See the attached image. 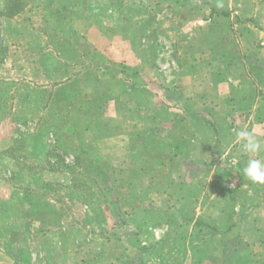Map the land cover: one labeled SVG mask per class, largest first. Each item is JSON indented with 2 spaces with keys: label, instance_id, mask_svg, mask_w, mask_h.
Returning a JSON list of instances; mask_svg holds the SVG:
<instances>
[{
  "label": "rangeland",
  "instance_id": "1",
  "mask_svg": "<svg viewBox=\"0 0 264 264\" xmlns=\"http://www.w3.org/2000/svg\"><path fill=\"white\" fill-rule=\"evenodd\" d=\"M4 4L0 264H264V185L243 174L250 156L264 161V0ZM212 5L230 16L205 21ZM193 71L222 92L213 100L228 97L225 113L233 100L255 105L213 126L173 124L215 133L217 165L188 154L159 165L173 153L147 138L162 109L193 110L180 83ZM115 111L146 130L126 139L122 119L103 126ZM240 130L261 150L246 153ZM133 152L140 163L124 175L104 157Z\"/></svg>",
  "mask_w": 264,
  "mask_h": 264
},
{
  "label": "crops",
  "instance_id": "2",
  "mask_svg": "<svg viewBox=\"0 0 264 264\" xmlns=\"http://www.w3.org/2000/svg\"><path fill=\"white\" fill-rule=\"evenodd\" d=\"M181 81V92L190 93V99L195 103L193 110H187L176 105L173 106V109H170L169 111H165L162 109L163 113L160 112L156 116V125L157 127L159 126L160 129L157 133H155L154 137H148L147 140L149 143L162 144L166 152L170 153V155H172L173 153L172 157H168V160L160 162L159 165L165 164L162 166H168L172 168L182 166L181 164H177V159L184 154L190 155L191 160L205 163L207 162L208 165L212 166L217 165V163H219V161H223L224 158L221 160V157L217 156L214 152L216 149L215 143L211 139H214L216 137L215 133L212 134L210 140H198L197 138H190L183 133L177 132L173 124H175L178 120H189L190 122H193L195 124H205L213 126V124H216V122L220 123L219 119H222V117L223 119L226 117L228 119L231 113L236 114V112L243 113V111H250V108L255 105L256 97L250 96L248 99L240 101V104L232 99L233 108L232 110H229L228 113H225L226 109L224 110L223 108H225L224 106H226L228 97L225 96L223 100L224 96H222L221 101H216L215 99L213 100V97H211L213 94L219 96L223 94L218 89L215 90L213 84L211 83L210 85L209 80L206 77H203L202 73L196 74L194 71L191 75L187 73V75L183 79H181ZM124 83L126 84V87L132 86L129 82ZM147 93H149L148 98L164 106V104L157 99L155 93L150 91H147ZM220 114H222V116ZM234 114L232 115L234 116ZM114 115L116 118H113V120L112 118L106 116L103 119L102 125H116L117 120L122 119L121 123L123 124L122 127H124L126 139L140 136V134L144 132V130H146L145 124L132 123L125 115H121V117H118L120 113L117 111H115ZM213 116H215V119L212 118ZM92 147L93 145L85 147L84 149H86L87 151L89 148L93 149ZM104 154L105 159H108L110 161L112 167H120L125 170L122 175L127 173L130 169L134 170L137 168V164L134 162V159L132 158L130 153H122L116 156H114L113 154ZM165 196L166 195H164V197ZM166 197L169 198L168 196ZM250 213L252 214L251 211H247L245 218L250 216ZM261 222L259 221L257 223H252L251 226H255L253 230L256 229V231H258L257 228L259 227V224H261ZM255 237L257 236L255 235Z\"/></svg>",
  "mask_w": 264,
  "mask_h": 264
},
{
  "label": "clouds",
  "instance_id": "3",
  "mask_svg": "<svg viewBox=\"0 0 264 264\" xmlns=\"http://www.w3.org/2000/svg\"><path fill=\"white\" fill-rule=\"evenodd\" d=\"M237 137L243 141V150L246 153H255L261 150V143L247 130L237 132ZM244 176L253 183L264 185V161L249 157L243 169Z\"/></svg>",
  "mask_w": 264,
  "mask_h": 264
},
{
  "label": "trees",
  "instance_id": "4",
  "mask_svg": "<svg viewBox=\"0 0 264 264\" xmlns=\"http://www.w3.org/2000/svg\"><path fill=\"white\" fill-rule=\"evenodd\" d=\"M11 0H9L10 2ZM15 2V0H13V3ZM8 10L7 6L4 4V7L2 8V10H0V13H4ZM18 14V13H17ZM14 16V15H13ZM230 16V13L227 12V11H224V10H219L217 9L215 6H209V16L206 17L204 20L205 21H213L215 20L216 18H219V17H229ZM6 20L12 18V16H9V15H6L5 14V17H4ZM238 21L241 23L243 22L244 20H241L238 18ZM247 21H250V20H247ZM247 21H244V22H247ZM57 85H53V87H56ZM51 97V96H50ZM49 103V101H47ZM155 134H152L150 137H154ZM132 156V158L135 160L134 162L135 163H140L139 162V159L137 158V154L135 152L131 153L130 154ZM78 164V163H77ZM80 167V166H79ZM114 168L115 172L118 174V175H122V173L125 171L123 168H120V167H112ZM15 173V170L14 172ZM169 203V201H168ZM115 204V208L112 209V212L115 214L117 212V208L120 209V207L118 206V203H114ZM171 220V218H169ZM172 222V221H171ZM186 222H188V219L186 220ZM198 222V221H197ZM124 223L127 224V222L125 221ZM202 223L201 220H199L198 224ZM197 224V223H196ZM203 224V223H202ZM200 224V225H202ZM209 229H212V227H208Z\"/></svg>",
  "mask_w": 264,
  "mask_h": 264
}]
</instances>
